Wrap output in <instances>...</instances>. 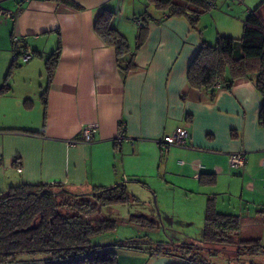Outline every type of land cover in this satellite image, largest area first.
I'll return each mask as SVG.
<instances>
[{
	"label": "crops",
	"instance_id": "1",
	"mask_svg": "<svg viewBox=\"0 0 264 264\" xmlns=\"http://www.w3.org/2000/svg\"><path fill=\"white\" fill-rule=\"evenodd\" d=\"M70 1L0 0V9L19 11L14 18L0 14V87L6 78L9 84L0 92V191L19 183L56 182L87 191L123 180L131 194L130 185L154 192L167 214L161 199L167 194H178L198 210L213 199L218 212L239 217L241 238H258L245 228L264 223V128L257 122L261 97L254 82L236 78L229 88H214L211 98L209 91L188 85L186 70L203 41L215 42L185 17H163L157 9L138 12L128 0ZM260 2L239 0L231 17L245 18ZM104 8L114 12L111 26L134 52L130 71L120 69L114 47L94 30ZM144 12L150 15L148 35L135 49V19ZM13 36L34 53L8 74ZM57 46L48 81L45 60ZM121 122L131 141L116 140ZM90 123L97 125L93 141L74 142L82 125ZM177 127L188 130L186 146L162 153L158 142L170 141ZM240 151L244 166H231L229 155ZM200 173L211 174L214 182L201 184ZM175 213L173 223L195 221ZM182 239L159 242L191 241L190 236ZM122 250L118 264H184L179 257L151 255L146 249Z\"/></svg>",
	"mask_w": 264,
	"mask_h": 264
},
{
	"label": "trees",
	"instance_id": "2",
	"mask_svg": "<svg viewBox=\"0 0 264 264\" xmlns=\"http://www.w3.org/2000/svg\"><path fill=\"white\" fill-rule=\"evenodd\" d=\"M56 1L73 4L70 0ZM148 1L167 17L185 16L192 26H195L199 14L211 7V0ZM113 16L112 10L104 8L95 18L94 30L104 43L114 47L120 69L127 72L135 68L134 52L128 39L111 26ZM148 18L150 15L144 12L135 19L138 24L135 49L147 38ZM59 48L57 46L45 60L48 81L57 63ZM17 65L12 62L8 74ZM239 77L251 79L260 94L257 122L264 128V0L248 11L239 39L218 35L214 44L203 41L186 70L188 85L209 91L211 98L215 93L212 85L217 79L222 87L229 88ZM8 90L6 78L0 92ZM46 93L45 88L41 94L44 103ZM198 177L201 184L214 182L211 174L200 173ZM137 201L123 180L111 186L94 185L87 191H78L60 182L7 186L0 191V264L30 261L42 264H118L117 249L120 248L146 249L156 256H176L184 264H211L203 258L199 246H233L238 250L262 247L259 238H241L239 217L218 212L213 199H208L205 206L201 236H190V242L179 245L158 242L149 246L136 240L108 244L91 242L95 232L115 226V220L100 216L102 206ZM127 220L147 229L158 227L156 219L144 213L130 214Z\"/></svg>",
	"mask_w": 264,
	"mask_h": 264
},
{
	"label": "rangeland",
	"instance_id": "3",
	"mask_svg": "<svg viewBox=\"0 0 264 264\" xmlns=\"http://www.w3.org/2000/svg\"><path fill=\"white\" fill-rule=\"evenodd\" d=\"M128 1L134 3L139 10L138 12L147 10L150 13H154L156 11L154 5L148 0ZM237 2H239V0H215L214 6H211L208 10H204L199 14L194 28L197 26L212 42H215L217 32H227L231 34L229 35L230 37L239 39L242 33L244 16L235 15V17H231L234 11H236L235 8L238 7L236 4ZM163 17H167L166 13H163ZM179 17L183 18L185 16ZM239 47V43H237V48ZM148 180L154 182L152 177ZM128 187L132 194L138 198V201L132 204L118 203L102 206L100 216L115 220V226L106 231L95 232L90 239L93 244L136 240L138 243H145L144 246H149L157 244L159 241H162V239L167 242H170V240L176 242L177 239L183 240L182 238H186V236H193L196 238L201 236L205 209L202 208L200 211L198 210L199 207L193 206L191 202H183L178 194H167L162 196L161 199L166 203V208L169 209V215L161 208L162 204L157 203V196L154 192L143 188H139V191H136L137 189H133L131 185ZM143 199H146L149 204L141 202ZM175 212H178L183 218L195 220L194 223L183 224L174 222V224L171 222V216L172 214H177ZM140 213L155 218L158 222V227L147 229L128 222L127 219L130 214ZM162 220H164L165 228L162 227ZM171 224H173V226H171ZM245 228L247 233L256 234V236H258L262 247L258 250H256L255 247H249L248 249L244 248V250L239 251L233 246H201L199 251L203 258L211 264H264V223H249ZM121 251H123L121 248L117 249V252ZM175 264L183 263L177 260Z\"/></svg>",
	"mask_w": 264,
	"mask_h": 264
},
{
	"label": "built area",
	"instance_id": "4",
	"mask_svg": "<svg viewBox=\"0 0 264 264\" xmlns=\"http://www.w3.org/2000/svg\"><path fill=\"white\" fill-rule=\"evenodd\" d=\"M215 5V0H211V6ZM0 14L4 18H14L19 14V11H10L7 9H0ZM12 53H11V61L15 64H22L29 62L33 58V50L23 43L22 39L13 36L12 39ZM214 88L221 87V82L219 79H217L213 85ZM97 132V125L94 123L82 125L80 128V137L79 139L75 140L74 142H80V143H90L93 141L94 136ZM187 137H188V130L185 127H177L173 134L170 141H159V145L161 148V152L165 153L168 151L170 146H179L184 147L187 144ZM116 140L122 141L127 140L131 141L130 138H128L124 133V123H120L118 127V131L116 134ZM246 158L245 153L235 152L231 153L229 155V163L233 167H243L245 164Z\"/></svg>",
	"mask_w": 264,
	"mask_h": 264
},
{
	"label": "water",
	"instance_id": "5",
	"mask_svg": "<svg viewBox=\"0 0 264 264\" xmlns=\"http://www.w3.org/2000/svg\"><path fill=\"white\" fill-rule=\"evenodd\" d=\"M155 200V199H154Z\"/></svg>",
	"mask_w": 264,
	"mask_h": 264
}]
</instances>
